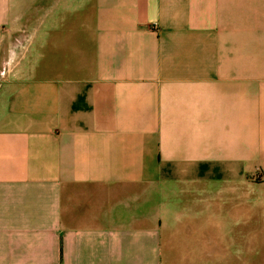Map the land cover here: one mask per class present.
Wrapping results in <instances>:
<instances>
[{"label": "crops", "instance_id": "crops-1", "mask_svg": "<svg viewBox=\"0 0 264 264\" xmlns=\"http://www.w3.org/2000/svg\"><path fill=\"white\" fill-rule=\"evenodd\" d=\"M256 244L264 0H0V264Z\"/></svg>", "mask_w": 264, "mask_h": 264}, {"label": "rangeland", "instance_id": "rangeland-1", "mask_svg": "<svg viewBox=\"0 0 264 264\" xmlns=\"http://www.w3.org/2000/svg\"><path fill=\"white\" fill-rule=\"evenodd\" d=\"M260 180V179H259ZM259 180L256 181V184H259ZM261 188L260 186L256 185V189ZM261 191V190H260ZM260 191H257L256 197H255V204L256 207H259L260 210L262 208V196ZM262 212H257L256 213V218H255V229H256V236L258 237L259 240L262 239ZM263 251L264 248L261 244H256L255 245V264H263Z\"/></svg>", "mask_w": 264, "mask_h": 264}]
</instances>
